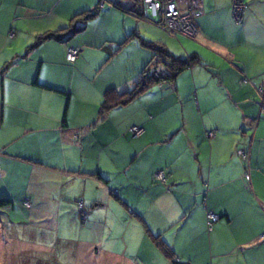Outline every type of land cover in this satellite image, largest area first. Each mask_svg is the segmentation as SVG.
Returning a JSON list of instances; mask_svg holds the SVG:
<instances>
[{"label":"crops","instance_id":"0c3cea01","mask_svg":"<svg viewBox=\"0 0 264 264\" xmlns=\"http://www.w3.org/2000/svg\"><path fill=\"white\" fill-rule=\"evenodd\" d=\"M243 1L238 23L231 0H203L194 40L161 39L174 57L196 54L201 64L99 120L104 92L132 89L151 56L137 39L120 43L132 33L156 40L142 32L153 25L115 8L123 15L121 36L103 33L98 14L92 30L87 21L65 40L38 42L98 2L0 0V198L10 202L2 224L10 240L20 239L9 228L21 221L11 214L17 199L29 203L38 226H80L83 215L80 228L91 221L96 229L107 219L94 213L117 195L151 244L148 233L161 235L183 264H264V0ZM122 7L138 8L128 1ZM69 47L80 49L74 63L65 59ZM132 125L143 129L138 138L128 132ZM158 170L165 183L155 180ZM207 210L220 217L210 231ZM94 229L83 254L98 251L104 230L97 240Z\"/></svg>","mask_w":264,"mask_h":264},{"label":"rangeland","instance_id":"374dc122","mask_svg":"<svg viewBox=\"0 0 264 264\" xmlns=\"http://www.w3.org/2000/svg\"><path fill=\"white\" fill-rule=\"evenodd\" d=\"M65 1L67 2V0ZM125 1L131 2L132 4L134 3L139 7V1L137 0ZM125 1L117 0L121 6H124ZM97 2H99V0H96L95 4ZM104 5L105 7L100 10L101 12L98 15H101V19L98 22L99 29L103 33L108 32L110 37L116 34L121 36L123 15L118 13L117 11L119 10L115 9L110 2L106 1ZM112 7H114V10ZM89 21L93 22L89 27V30H92L97 24L93 19ZM149 27L152 29V33L147 26L143 27L142 32L156 39L150 41L162 42L161 39L163 37L170 38V36L160 28L155 26ZM131 42L132 39L126 43ZM141 42L142 41H140L139 45L145 50L146 47L142 46ZM196 43H198V41ZM125 52L124 55H121L119 59L117 58L115 60L118 65H122L126 60L127 53ZM150 53L152 52L150 51ZM129 128L128 132L130 133ZM139 136H133L131 134L132 138H138ZM155 180L157 179L155 178ZM17 202L19 203L15 204V213L11 214L17 219L21 215V221L18 222L17 220V223L12 226L9 225V228L11 227L10 229L12 231L13 226H15L16 233L20 238H17L19 243H15L13 241L14 238L10 240V238L7 237L6 233H9V231L7 232L5 226H2V224H4L5 218L7 219L9 212H3L5 207H3V209L0 208V264H143V262H146V264H164L167 262L160 253V250L155 249V246L145 237L144 230L139 222L134 218H130V212L127 213L126 210L120 209L121 206H119L114 198H112L110 204L106 206V211H97L94 213L96 218L106 217L107 220L106 222H102V226L104 227L93 228L97 240H100V229L104 230V234L100 241L98 251L92 249L91 255L83 254L82 248H86V243L91 242L93 239V229L89 226L93 224L98 225L97 223L89 221V223L87 222L84 228L81 229L80 227L83 226V224L81 223L82 221H80V218H82L80 216V218H78V224L80 226L76 224L72 227L59 225L57 228H48L45 225L38 226V223L41 222L39 216L35 213L30 219V209L24 206L23 199H17ZM7 209L11 210V207ZM1 237H4V239ZM16 244H19V246ZM13 247L16 248L15 253H13ZM35 248H44L48 250V252L46 255L38 254L37 251H34ZM142 255L146 259H141Z\"/></svg>","mask_w":264,"mask_h":264},{"label":"trees","instance_id":"16d2710c","mask_svg":"<svg viewBox=\"0 0 264 264\" xmlns=\"http://www.w3.org/2000/svg\"><path fill=\"white\" fill-rule=\"evenodd\" d=\"M100 1L101 0H99L98 5L94 9L81 11L80 13L70 18L68 20L67 26L59 31L60 32L59 35H56L53 33H45L43 35L38 36V42H41L44 39H50V38H54V39H58L62 41V40H65L71 37L75 33L81 31L85 27V24L87 21L92 20L99 14L100 10L102 9V7L100 6ZM110 1H111L110 2L111 5H113L115 8L133 15L138 20L146 21L149 24L161 29V27L158 24L153 23L152 21L148 20L144 16L143 12L139 9V7L127 9V8L122 7L117 1H112V0ZM161 30L165 32L163 29ZM177 37H182V36H176V38ZM130 39L132 40L137 39L139 40V42L142 41L141 42L142 46L146 47L152 52L151 56L149 60L145 63L142 70L140 71L139 78L138 80L134 82V86L132 87V89L126 92L119 93L117 89L111 88L104 92L103 101L98 109V119L99 120H102L105 117L107 111H109L110 109L129 103L130 101L134 100L135 98H138L141 94L145 93L146 91H148L150 88H152L155 85L160 86L165 81L173 80L180 72L184 71L187 68H190L192 65L201 64V60L196 56V54L188 55L185 58L174 57V55L168 51V49L165 47L163 43L144 40L140 36H138L136 33L127 35L126 38L120 44L123 45L126 42H129ZM129 134L131 136V133ZM205 136L210 138L211 136H213V133L206 132ZM241 151L243 152V154H240ZM236 153L239 155V157L242 159L243 162L246 163L248 161V152L245 149L240 148L237 150ZM245 168L246 170L243 174V177H244L243 179H244V182L248 183L250 181L249 169L247 165L245 166ZM158 171H161V170H158ZM166 178H167V175L165 174V181H166ZM165 181L163 182L158 181V182L165 183ZM115 199L120 201V198L117 195H115ZM8 204H10L8 200L0 198V207L6 206ZM79 209L82 211L83 203H82V207ZM210 213H213V212L209 210L206 211L205 225L208 231H210L213 227V224L216 223L220 219L218 215L213 213L214 216L216 217V219L213 220L212 218L209 217ZM81 216H82L81 218L82 221H84L83 220L84 216L83 215ZM148 237L151 238L154 246H156V248H158L161 251V253L165 256L166 259L169 260L171 264H183L182 262H180L178 259L174 257L173 251L168 246V244L164 241L161 235H154L152 233H148ZM259 239L261 241H264V234L260 235Z\"/></svg>","mask_w":264,"mask_h":264},{"label":"built area","instance_id":"2783aa9c","mask_svg":"<svg viewBox=\"0 0 264 264\" xmlns=\"http://www.w3.org/2000/svg\"><path fill=\"white\" fill-rule=\"evenodd\" d=\"M107 0H101L100 6L102 7ZM117 1V0H112ZM125 1V0H123ZM139 9L143 12L144 16L158 24L169 36H182L194 40L197 34V27L195 19L202 13L203 0H138ZM107 2H111L108 0ZM232 15L234 19L239 22L242 18L243 12L246 10L247 5L243 0H231ZM80 49L78 47H69L66 51V61L72 63L78 56ZM133 136H139L142 128L135 125L129 128ZM240 154H243L241 151ZM158 181H165L164 172L157 171L154 173ZM25 207L29 203L25 201ZM79 208L82 203H78ZM213 220L216 219L213 213L209 214Z\"/></svg>","mask_w":264,"mask_h":264}]
</instances>
